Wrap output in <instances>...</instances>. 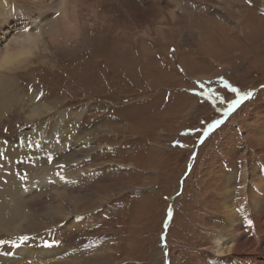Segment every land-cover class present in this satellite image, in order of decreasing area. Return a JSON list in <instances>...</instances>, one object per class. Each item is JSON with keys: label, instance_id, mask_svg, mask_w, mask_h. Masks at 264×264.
<instances>
[{"label": "rangeland", "instance_id": "obj_1", "mask_svg": "<svg viewBox=\"0 0 264 264\" xmlns=\"http://www.w3.org/2000/svg\"><path fill=\"white\" fill-rule=\"evenodd\" d=\"M10 1L24 9L33 5ZM138 1L161 9L116 18L108 1L101 7L93 0L83 6L70 1L78 16L70 18L75 22L70 39L45 37L25 61L0 66V122L14 117L3 125L6 139L0 137V143L20 147L26 131L38 130L39 143L53 138V153L57 150L48 156L36 147L26 152L4 147L0 158L75 159L74 172L81 161L86 182L72 197L81 195L82 201L87 194L98 201L96 192L112 182L120 186L106 191L108 204L81 213L98 216L82 224L93 244L86 253L89 264H226L230 256L218 258L212 242L216 233L227 232L226 200L264 248V231L241 212L247 199L264 201V0H178L182 9L167 7L170 0ZM59 3L46 12L44 29L62 15ZM2 12L0 56L26 29L17 20L2 26ZM30 25L28 34L45 32ZM143 45H151L147 55ZM207 88L211 98L195 94ZM44 106L52 112L42 119L30 116ZM61 122L68 124L66 133ZM47 124L46 131L39 129ZM243 191L247 198L241 203ZM72 205L69 210H78ZM51 207L61 208L53 201ZM57 220L52 230L65 223ZM28 232L36 233L23 235ZM99 232L104 233L90 237Z\"/></svg>", "mask_w": 264, "mask_h": 264}, {"label": "bare ground", "instance_id": "obj_2", "mask_svg": "<svg viewBox=\"0 0 264 264\" xmlns=\"http://www.w3.org/2000/svg\"><path fill=\"white\" fill-rule=\"evenodd\" d=\"M70 1L76 6L77 4L82 5L84 3V0H60L59 6L62 10V15L60 17L58 16L52 23L49 24L48 28L44 29L45 14L50 10V8L52 10L56 7L58 0H24L25 3L33 4L27 9L19 6L17 7L15 5L16 3L13 4L10 0H0V11L5 9V12H2V26H9V23L12 24V20H17L21 23H25V25L23 24V28H20H26L25 32L23 31V33L19 34L17 38L5 45L6 51L0 56V60L2 61L0 62V66H3L4 64H13L15 61H25V59L28 58L31 53H33L32 51L37 47V44L40 43V41L45 37L50 38L51 40H58L62 38L65 41V39L68 37V39H70L72 36V30L75 28V22H73V20L75 21V17H78L75 15V13L77 14V11L74 12L72 7H68V2ZM93 1H96V5L104 4V2L108 1V6L110 5V9L112 8L111 11H108L113 13L116 18L121 16L124 18L130 17L132 16L131 11L136 9L143 10L144 13L146 10L149 11L151 7L154 11L161 9L158 5L148 6L145 8L141 6L137 0ZM133 2L136 3L134 6ZM140 3L143 2L141 1ZM166 4L167 7L171 5L174 9L185 8V5L178 0H170ZM237 15H241V12L237 13ZM172 16L173 18L175 17L173 13ZM188 16V19L191 21L194 20L192 19L193 13L189 14ZM70 18L73 20H70ZM24 20L26 21L24 22ZM34 23L36 25L39 24L37 25L39 30H45V32H38L34 35L28 34L29 32H27V25L31 24L34 26ZM84 32L85 31H82L81 34L79 33L80 37L85 35ZM9 34H11V32L7 31L3 41H6ZM150 46L143 45L142 49L145 55L148 54V50L151 51ZM78 48L80 47L78 46ZM72 50H74V48ZM128 51L130 52L128 54H130L132 58L134 55L132 54V49L130 48L127 50V52ZM49 59H51V57ZM4 106L6 105L4 104ZM0 109H2V107H0ZM4 109H6V107ZM12 109L13 111L17 110V112L20 114L19 109L21 108L13 107ZM50 110L51 109H48L46 106L43 108L37 107L31 111L30 116L32 118L42 119V115H45L46 113L50 114L52 112H50ZM18 113H15L14 115L16 116ZM7 118L8 120L11 118V122L14 117L12 114H9ZM7 118L0 122V137H3L4 139H6V137L3 135L2 129L4 128L3 125L5 126L7 124V126H9L8 122L6 121ZM62 120H64V118ZM59 124L65 129L64 131L66 133V127H68V124L66 123L64 125L63 122ZM41 127L38 128L46 131L48 124L44 128ZM38 135V130L26 131L24 133V141L19 144L20 147H18V144H12L11 141H9V143H4V141L1 140L0 149L8 147L9 150L11 149L14 151L17 150L26 152L29 150V147L33 148V150L34 147H36L39 149V152L44 154L46 153L45 155H55L57 150L53 153L55 149L54 139L51 138L49 141L47 139L45 142L40 144L37 139ZM81 144L82 143H80V145ZM85 146H88V144L84 145V147ZM44 149H48V151L52 152H48ZM35 158L32 157L31 159H20L21 161L17 159L0 158V241H4L3 243H0V264H16L12 262V257L28 258L21 264H89L92 260L89 255H86V253L90 252L93 244L87 241L89 238V232L84 229L82 224L86 223L87 221H97L96 219H98V216H83L81 213L88 212L91 209H94L92 211L94 212L99 206L108 204L110 200H107L106 191L117 190V187L120 186H112V182V184L105 186L104 189L100 191L96 190L98 191L96 193L100 197L98 201H93V199L90 198V196L94 194H87V199L82 201L81 195H79L78 198L72 197V192L77 189L79 184L81 185L82 182L83 185L86 182V180L82 179L85 169H81L80 166L82 165H80V160L77 165L74 164L77 168V170L74 172L72 170L73 165L71 163L75 161V159H67V161H63V159H61L52 163L51 161L53 159L48 162L47 160L43 161L41 159ZM123 167L125 169H131L133 166L123 165ZM81 170L82 172H80ZM77 178H80L79 181H76ZM244 191L241 197V203L245 202L243 201L244 198H247ZM73 198L80 202L73 200ZM113 200L115 201V199ZM113 200L111 202H113ZM51 201H53L54 204L57 202L58 204L60 203L61 208L58 211H55V208H53V210L51 207ZM228 202L229 201L226 200V205L224 206V209L228 211V221L226 227L227 232L222 233L220 231L212 237V242L214 243L213 251L221 260L222 257L224 258L226 256H230L229 259H224L226 264H264V248L257 242L258 240L255 241V238L252 239L249 237V234L251 235L252 232V227L247 225V221H245L246 219H239L236 209L232 208L235 205L231 206ZM252 202L253 204H251V202H249L247 199L246 203H242L241 208L243 211L241 212H244L248 217V224L253 226L254 223H257L259 229L264 231V201L263 199L256 197V199ZM72 204H75L78 210H69V206L70 208L72 207L75 209V206ZM77 212L81 214L80 218H78L76 221H71L72 215L77 214ZM59 217L62 219L60 221H65V223L63 225H59L58 229L52 230L50 227H52L53 224L58 223L59 220L57 219ZM42 221H46L49 224ZM72 222L75 223L72 224ZM242 227L246 229V232ZM24 230L36 233L28 232L30 234L23 235ZM261 230L260 232H262ZM103 233L104 232L93 233L90 235V237H98ZM116 235L118 234L116 233ZM112 239L113 238L111 237L108 238L109 241ZM10 253H12V255H10ZM247 253H252V255ZM244 255L246 256L244 257ZM233 260H237V263ZM199 264H204V262L199 261Z\"/></svg>", "mask_w": 264, "mask_h": 264}, {"label": "snow or ice", "instance_id": "obj_3", "mask_svg": "<svg viewBox=\"0 0 264 264\" xmlns=\"http://www.w3.org/2000/svg\"><path fill=\"white\" fill-rule=\"evenodd\" d=\"M57 15H59V13H57ZM200 88L201 89H205L206 86L204 84H201L200 85ZM233 91H236L238 92L237 89H232ZM212 89L211 88H207L206 90H203V91H200V92H197L195 93L196 95H199V96H202V97H205V98H211V93H212ZM239 103V101H235L233 102V107H235V105ZM232 109L230 108L229 111H231ZM220 123V121H216V124L218 125ZM26 239V238H25ZM4 241H0V243H3Z\"/></svg>", "mask_w": 264, "mask_h": 264}]
</instances>
